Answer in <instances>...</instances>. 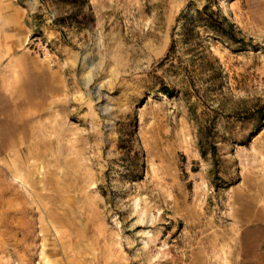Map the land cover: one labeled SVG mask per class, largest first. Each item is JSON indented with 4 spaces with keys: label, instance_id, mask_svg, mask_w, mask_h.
I'll return each mask as SVG.
<instances>
[{
    "label": "rangeland",
    "instance_id": "obj_1",
    "mask_svg": "<svg viewBox=\"0 0 264 264\" xmlns=\"http://www.w3.org/2000/svg\"><path fill=\"white\" fill-rule=\"evenodd\" d=\"M86 3L0 0V264H264V0Z\"/></svg>",
    "mask_w": 264,
    "mask_h": 264
},
{
    "label": "trees",
    "instance_id": "obj_2",
    "mask_svg": "<svg viewBox=\"0 0 264 264\" xmlns=\"http://www.w3.org/2000/svg\"><path fill=\"white\" fill-rule=\"evenodd\" d=\"M72 3L76 4L79 9H82L87 5L86 0H71ZM206 12L205 8L202 13ZM208 23L216 26L222 33L226 34L231 40L237 41L236 33L234 31L233 24L230 23L224 15H219L217 12H210L206 15ZM163 93L171 97L172 91L168 88L163 89Z\"/></svg>",
    "mask_w": 264,
    "mask_h": 264
}]
</instances>
